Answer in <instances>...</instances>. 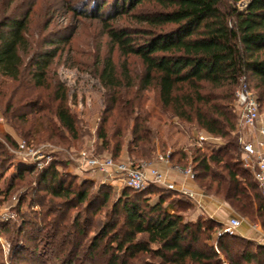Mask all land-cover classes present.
<instances>
[{"label":"trees","instance_id":"1","mask_svg":"<svg viewBox=\"0 0 264 264\" xmlns=\"http://www.w3.org/2000/svg\"><path fill=\"white\" fill-rule=\"evenodd\" d=\"M242 2H247L243 11L238 8ZM58 9L74 20L101 23L121 56L134 57L143 67L135 78L127 67L118 77L109 61L100 74L109 93L97 131L103 151L112 149L116 158L126 154L133 164L148 162L157 153L151 119L193 126L219 144L199 146L195 137L192 156L170 151L169 161L191 167L203 192L247 220H261L264 230V199L242 168L233 136L241 82L256 94L260 110L264 106V0H1L0 114L9 131L0 142V171L14 159L8 146L17 149L19 141L58 147L79 139L68 89L51 69L62 56L60 48L70 41L64 36L54 40L48 32ZM128 20L135 27L120 25ZM35 24L36 33L31 30ZM123 89L135 90V95L125 98ZM149 91L155 93L150 112L142 109ZM37 181L45 188L43 199L50 198L42 205V230L51 238L48 245L59 251L51 264H154L147 259L158 260L156 264H217L219 257L228 264H264V246L239 236H219L223 225L211 218L186 220L183 213L195 203L178 192L161 191L151 203L127 188L104 212L109 194H89L84 185L60 174L57 165L40 172ZM55 200L64 201L66 211ZM71 209L78 212L68 222ZM92 229L97 232L90 237ZM214 234L212 249L207 241Z\"/></svg>","mask_w":264,"mask_h":264},{"label":"rangeland","instance_id":"2","mask_svg":"<svg viewBox=\"0 0 264 264\" xmlns=\"http://www.w3.org/2000/svg\"><path fill=\"white\" fill-rule=\"evenodd\" d=\"M59 7V4H57L56 8ZM58 10L55 12L54 23L48 32L52 34V38H56L54 40L64 36L69 38L70 41L67 46L60 48V51L63 50L62 56L55 60L51 69L56 74L57 79L68 89L70 108L79 120V139L71 141L69 145L58 147L49 144L32 147L39 150L40 155L45 156L46 168L51 164L57 165V170L60 174L66 175L68 181H74L75 184L80 186L84 185L82 190H87L89 194H109L110 201L104 207V212H106L121 200L123 192L127 188L117 182L108 180L101 173H96L85 167L82 168L78 158L82 152H87L93 156H97L96 153L99 152L101 157L113 158L116 162H130L126 154L116 158L113 156L112 149L103 151L102 142L97 138V131L109 100V93L100 81V74L109 61L115 67L118 77L122 76L124 69L127 67L130 75L135 78L137 75L142 74L143 67L138 59L121 56L117 47L110 43L101 23L92 19L74 20L72 14H67L61 9ZM105 10L107 11L109 8ZM36 25L31 28L34 33L39 31V27ZM120 25L135 27L132 20L123 22ZM122 91L124 97L129 99L136 92L135 90L127 91L124 89ZM144 96L147 100H145L142 109L149 112L152 109L154 110L155 93L149 91ZM138 112L139 110H136V113ZM153 113L156 116V112ZM261 115L264 120V106L261 108ZM165 122L159 124L156 120L151 119L154 135L156 133L158 135L154 138L157 153L152 160H147L148 162L133 161L134 163H138L140 166L145 164L153 166L152 164L159 162L160 156L166 157L170 151L184 150L189 157L192 156L193 150L197 146L194 139L201 132H197V128L193 126L179 124L176 121L169 120L167 124ZM8 131L6 120L0 114V142L5 141L4 135ZM235 134L236 132L233 136L236 139ZM127 137L129 138V136ZM204 145L209 146V144ZM8 148L14 159L0 171V264H51L56 260L59 251L57 247L48 245L51 238H48L47 230H42L44 226L42 217L45 212L42 205L46 206L49 202L48 199H50L49 197L47 200L43 199L45 188L44 186L40 187L39 181H37L38 175L42 171L35 170L25 160H18L16 148L11 149L9 146ZM188 162L191 164V159ZM164 190L166 189L151 186L140 193L131 190L129 192L130 194H140L142 198H146L153 203L157 200L158 193ZM152 191L155 194L148 195V192ZM175 198L177 197H173V200H176ZM100 200L102 199L100 198ZM55 203L63 205L64 211H66L67 207L65 208L64 201L55 200ZM226 204L229 206L228 203ZM99 205L100 202L90 207L88 214L91 215L95 212ZM77 212L78 209H71L67 221L72 220ZM183 215L186 220L192 221H197L200 217L204 219L211 218L208 214L202 213L196 204L192 209L184 212ZM231 218L247 220L235 210L234 212L231 211V216L225 218L220 231L224 230L226 223ZM248 221L258 225L261 224L259 219ZM96 232L95 229H92L90 237ZM261 233L264 234L262 228ZM216 237L214 234L213 240L207 241L212 249L215 248ZM239 251L240 249H238ZM219 258L217 264H225ZM147 260L148 263L152 261L156 264L158 262L156 259Z\"/></svg>","mask_w":264,"mask_h":264},{"label":"built area","instance_id":"3","mask_svg":"<svg viewBox=\"0 0 264 264\" xmlns=\"http://www.w3.org/2000/svg\"><path fill=\"white\" fill-rule=\"evenodd\" d=\"M247 2L238 4L243 11ZM235 108L238 115V128L236 141L241 151L240 163L247 171L264 199V120L261 115L260 105L256 94L249 90L244 82H241L235 94ZM199 146L210 144L212 138L198 133L196 135ZM18 160H25L37 171H43L47 163L45 156L40 155L39 150L30 146L26 141H19L17 146ZM160 161L169 163V155L160 156ZM82 168H88L96 173H101L105 178L117 182L125 188L136 192H143L148 187L157 186L168 191H176L174 184H169L164 176L150 164L140 166L131 162H116L113 158L93 156L82 152L78 158ZM175 170L186 180L195 181V174L191 167L182 168L175 166ZM183 196L194 199V195L186 190L178 191ZM248 224L253 230H260V226L250 223L245 219L232 218L219 236L227 234L237 236L240 228Z\"/></svg>","mask_w":264,"mask_h":264},{"label":"crops","instance_id":"4","mask_svg":"<svg viewBox=\"0 0 264 264\" xmlns=\"http://www.w3.org/2000/svg\"><path fill=\"white\" fill-rule=\"evenodd\" d=\"M196 131L200 132L197 129ZM213 143L215 145L219 144V142H214L213 140H211L209 145L211 146ZM152 165H153L151 166L152 168L157 169L164 176L167 183L175 185L176 187L175 192L186 190L192 193L194 195L193 201L198 206V208L202 211V213L208 214L211 217V219L218 222L219 224L221 223L223 225L225 218L229 217V215L231 216V211L234 212V210L230 206H227L225 201L214 199L209 194H206L205 192H203L198 187L196 182L186 180L185 178H183L175 170V166L177 165H175L174 163L170 161L169 163H163L159 160V162L157 161ZM250 223H253V222H250ZM237 236L242 237L244 239L252 240L256 242L257 244L264 246V234L261 233V229L253 230L248 224H244L240 228ZM219 259L223 261L225 264H228L222 257H220Z\"/></svg>","mask_w":264,"mask_h":264}]
</instances>
